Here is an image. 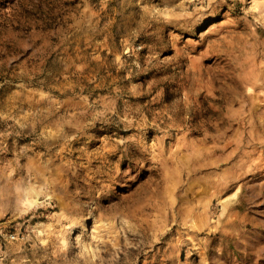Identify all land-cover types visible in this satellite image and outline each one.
<instances>
[{
    "label": "rangeland",
    "instance_id": "1",
    "mask_svg": "<svg viewBox=\"0 0 264 264\" xmlns=\"http://www.w3.org/2000/svg\"><path fill=\"white\" fill-rule=\"evenodd\" d=\"M0 264H264V0H0Z\"/></svg>",
    "mask_w": 264,
    "mask_h": 264
}]
</instances>
